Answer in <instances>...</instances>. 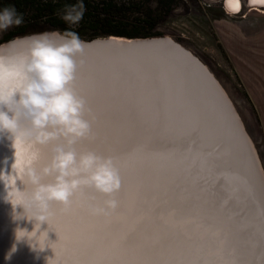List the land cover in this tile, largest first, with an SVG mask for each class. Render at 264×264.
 Segmentation results:
<instances>
[{
	"label": "bare ground",
	"instance_id": "1",
	"mask_svg": "<svg viewBox=\"0 0 264 264\" xmlns=\"http://www.w3.org/2000/svg\"><path fill=\"white\" fill-rule=\"evenodd\" d=\"M225 9L240 11L228 0ZM27 44L0 50L5 95L26 79ZM76 59L73 87L87 102L91 133L74 147L113 158L117 207L93 214L106 197L85 188L66 209L53 203L38 232L20 218L23 169L51 154L27 139L21 115L14 147L0 134V264H264V174L207 67L170 37L86 45Z\"/></svg>",
	"mask_w": 264,
	"mask_h": 264
},
{
	"label": "clouds",
	"instance_id": "2",
	"mask_svg": "<svg viewBox=\"0 0 264 264\" xmlns=\"http://www.w3.org/2000/svg\"><path fill=\"white\" fill-rule=\"evenodd\" d=\"M84 12L83 2L78 0L67 8L62 19L78 25ZM23 23V15L14 7L0 11V31ZM50 35L28 38L24 53L27 61L21 66L26 79L10 95L0 91V134H7L11 147L19 139L21 115L29 124L27 139L33 145L51 147L45 162L23 169L26 187L18 190L17 205L24 214L18 216L38 225L37 232L52 215L53 203L66 209L74 196L91 188L106 199L102 206H90V211L106 215L117 207L113 197L121 188V176L112 157L93 151L77 152L74 147L91 133V123L85 118L87 102L73 87L76 57L84 51L83 42L70 30L56 34L58 40L50 39Z\"/></svg>",
	"mask_w": 264,
	"mask_h": 264
},
{
	"label": "rangeland",
	"instance_id": "3",
	"mask_svg": "<svg viewBox=\"0 0 264 264\" xmlns=\"http://www.w3.org/2000/svg\"><path fill=\"white\" fill-rule=\"evenodd\" d=\"M241 1L242 9L234 14L222 0H176L153 31L170 37L207 67L239 117L264 174V12ZM13 28L0 31V42ZM48 31L62 33H31Z\"/></svg>",
	"mask_w": 264,
	"mask_h": 264
},
{
	"label": "trees",
	"instance_id": "4",
	"mask_svg": "<svg viewBox=\"0 0 264 264\" xmlns=\"http://www.w3.org/2000/svg\"><path fill=\"white\" fill-rule=\"evenodd\" d=\"M147 1V3H146ZM85 7L83 19L74 28L62 19L69 6L78 0H0V11L14 7L23 15L24 23L9 31L3 41L13 36L26 35L32 30L44 29L73 31L82 39L98 36L120 35L146 37L160 35L153 31L162 15H167L176 0H82ZM152 4V5H151ZM155 11H160L156 13ZM33 25H39L28 29Z\"/></svg>",
	"mask_w": 264,
	"mask_h": 264
},
{
	"label": "water",
	"instance_id": "5",
	"mask_svg": "<svg viewBox=\"0 0 264 264\" xmlns=\"http://www.w3.org/2000/svg\"><path fill=\"white\" fill-rule=\"evenodd\" d=\"M222 4L225 8V0H222ZM246 4L250 5L249 0H246ZM44 33H49L52 34L54 36H57V38H59L58 35L56 34H60L62 35V33L58 32V31H48V32H37V33H31V34H26V35H22V36H17L14 38H11L9 40L0 42V50L2 48H4L5 46H8L9 44H13L16 41H23V40H28V38L39 35V34H44ZM50 35V36H52ZM166 37L168 38V36H164V35H159V36H146V37H126V36H120V35H107V36H98V37H94L91 39H82L80 38V40L83 42V46L86 45H92V44H100V43H105V42H109L112 40H116V42L122 43V44H142V43H150V42H155V41H162L165 40Z\"/></svg>",
	"mask_w": 264,
	"mask_h": 264
},
{
	"label": "snow or ice",
	"instance_id": "6",
	"mask_svg": "<svg viewBox=\"0 0 264 264\" xmlns=\"http://www.w3.org/2000/svg\"><path fill=\"white\" fill-rule=\"evenodd\" d=\"M259 3L264 4V0H258ZM228 4L232 8L233 11L238 12L240 10V3L239 0H228ZM3 73L4 69L2 65H0V80L3 79ZM17 157H22L24 156V150H23V145L17 141V152H16ZM23 161H21V166H22ZM17 203H19V200H17ZM99 264H104L103 261L99 262Z\"/></svg>",
	"mask_w": 264,
	"mask_h": 264
},
{
	"label": "crops",
	"instance_id": "7",
	"mask_svg": "<svg viewBox=\"0 0 264 264\" xmlns=\"http://www.w3.org/2000/svg\"><path fill=\"white\" fill-rule=\"evenodd\" d=\"M248 6V5H247ZM251 8V7H250ZM263 8V7H262ZM262 12H264L263 10H262Z\"/></svg>",
	"mask_w": 264,
	"mask_h": 264
}]
</instances>
